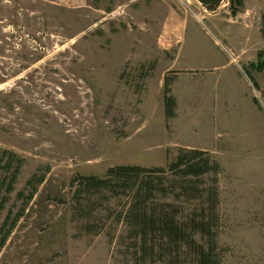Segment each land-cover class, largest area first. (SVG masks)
I'll use <instances>...</instances> for the list:
<instances>
[{"label": "rangeland", "instance_id": "rangeland-1", "mask_svg": "<svg viewBox=\"0 0 264 264\" xmlns=\"http://www.w3.org/2000/svg\"><path fill=\"white\" fill-rule=\"evenodd\" d=\"M197 2L0 0V264H124L125 199L77 203L73 179L179 148L219 163L221 264H264V0Z\"/></svg>", "mask_w": 264, "mask_h": 264}, {"label": "trees", "instance_id": "trees-1", "mask_svg": "<svg viewBox=\"0 0 264 264\" xmlns=\"http://www.w3.org/2000/svg\"><path fill=\"white\" fill-rule=\"evenodd\" d=\"M195 1L213 12L224 0ZM237 6H242V0H230L233 14ZM260 31L264 38V11ZM256 69L263 70L264 61L256 65ZM168 82L164 80L163 90L164 116L167 121L175 117L176 108ZM1 154L5 157L9 152L2 151ZM14 159L15 156L9 154L4 165L6 171H9ZM2 168L0 166V170ZM219 170V163L210 153L179 148L176 157L166 168L148 169L127 165L109 168L101 178L78 176L73 179V183H77L74 200L81 203L83 197L84 205H88L109 199H125L117 220L123 223L125 239L130 241L124 264H221L216 226ZM18 171L19 164L12 174L10 185ZM2 185L4 182L0 187ZM10 191L11 187H8ZM35 192L33 186L31 198ZM4 200L0 197V208ZM83 213L88 217L85 210ZM90 228L92 225L86 222L84 231L92 233ZM4 242L5 237L1 240L0 248Z\"/></svg>", "mask_w": 264, "mask_h": 264}, {"label": "built area", "instance_id": "built-area-1", "mask_svg": "<svg viewBox=\"0 0 264 264\" xmlns=\"http://www.w3.org/2000/svg\"><path fill=\"white\" fill-rule=\"evenodd\" d=\"M197 2V1H196ZM197 3H199V2H197ZM200 4V3H199ZM200 6H201V4H200ZM206 9H204V11H205Z\"/></svg>", "mask_w": 264, "mask_h": 264}]
</instances>
